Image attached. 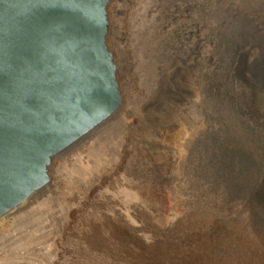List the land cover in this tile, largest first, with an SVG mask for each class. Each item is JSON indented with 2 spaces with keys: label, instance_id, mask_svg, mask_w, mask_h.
Here are the masks:
<instances>
[{
  "label": "rangeland",
  "instance_id": "rangeland-1",
  "mask_svg": "<svg viewBox=\"0 0 264 264\" xmlns=\"http://www.w3.org/2000/svg\"><path fill=\"white\" fill-rule=\"evenodd\" d=\"M116 7L107 44L125 111L55 157L50 188L0 225V264H264V55L227 11L264 26V0ZM187 235L201 260L133 257L186 250Z\"/></svg>",
  "mask_w": 264,
  "mask_h": 264
},
{
  "label": "water",
  "instance_id": "water-1",
  "mask_svg": "<svg viewBox=\"0 0 264 264\" xmlns=\"http://www.w3.org/2000/svg\"><path fill=\"white\" fill-rule=\"evenodd\" d=\"M110 0H0V217L122 103Z\"/></svg>",
  "mask_w": 264,
  "mask_h": 264
},
{
  "label": "bare ground",
  "instance_id": "bare-ground-1",
  "mask_svg": "<svg viewBox=\"0 0 264 264\" xmlns=\"http://www.w3.org/2000/svg\"><path fill=\"white\" fill-rule=\"evenodd\" d=\"M116 3H117V0H110L109 4H108V19H109V16L113 15L116 11H117V7H116ZM227 11H229L232 15V17H236V22H237V26L239 27V31L241 33L242 36H238V41L240 42V44H243L244 46H247V45H255L257 47H260V49L262 50V53L264 55V26L262 23L258 22L254 17L253 15H251L250 13H244V12H241V11H238V10H235V9H231L230 8H227ZM236 12V13H234ZM238 32V31H237ZM113 34V27L112 29L110 28V22H109V30H108V34H107V40H108V36H112ZM110 40V39H109ZM235 41V40H234ZM237 41V42H238ZM238 42V44H239ZM235 43V42H234ZM241 45H236L235 47H233L231 49L230 52V55H241ZM234 53V54H233ZM211 74V73H210ZM213 74V73H212ZM204 81V80H203ZM123 82V81H122ZM207 83V82H206ZM212 83V82H211ZM214 84H218V85H221V90H222V95L223 97H225L226 99H229V97L231 95H233V90H232V85L228 79V77L223 73V72H219L217 74H215L214 76ZM200 86V85H199ZM206 86V85H205ZM212 87V86H211ZM122 95V94H121ZM123 97V96H122ZM122 101H123V98H122ZM123 103H121V105L118 107V109L112 114L110 115L106 120H104L100 125H98L96 128H94L93 130H91L89 133H87L86 135H84L81 139H79L78 141H76L75 143H73L72 145H70L69 147H67L66 149H64L62 152L58 153L57 155H60L61 153H63L64 151H66L67 149L71 148L73 145L75 144H78L79 142L83 141V140H86L87 137L91 134V132H93L95 129L99 128L100 126H103L107 123H109L110 121H112L115 116L117 114H119L120 112L122 111H125V107L123 108ZM243 106V104L241 105ZM232 116V113L231 112H226L225 113V117L230 120ZM56 155V156H57ZM53 157L52 159V162L49 166V175H50V168L53 164V161L55 159V157ZM53 183V179L52 177L50 176V181L44 185L42 188H40L39 190H37L35 193L37 192H43L45 190H47L48 188H50V186L52 185ZM159 185V184H158ZM158 190V189H157ZM163 191V189H162ZM159 192V191H158ZM34 193V194H35ZM33 194V195H34ZM32 195V196H33ZM162 195V194H161ZM28 198L27 200L23 201L21 204H19L18 206H16L15 208L9 210L7 213H5L3 216L0 217V225H2V222L4 220H10V219H14L17 217V215L19 213L22 212V210L24 208H26L30 203H31V198ZM158 198V197H157ZM157 204V203H156ZM159 206V205H158ZM21 211V212H20ZM2 218V219H1ZM198 220V219H197ZM188 221V220H187ZM4 223V222H3ZM181 223V222H180ZM176 226V225H175ZM184 227V226H183ZM193 227V226H192ZM154 229V228H153ZM160 230V228H158ZM182 229V228H181ZM187 229V228H186ZM189 229V228H188ZM170 230V229H169ZM173 230V229H172ZM179 230V228H178ZM125 231V230H124ZM154 232V231H153ZM157 232V230H156ZM162 232V231H161ZM164 232V231H163ZM173 234V233H172ZM188 234V233H187ZM190 235V234H189ZM170 236V235H169ZM223 236V235H222ZM198 238V236L196 237H193L192 236H188L184 239H181L180 240V243L183 242L182 244L186 247V250H181V249H178L179 248V243H176V242H170V244L166 245V247L164 248L163 251H160V252H157L156 250H151L150 252L146 253L145 251L141 250V252L139 253H136V255H133V257H138V256H141V257H146L147 256H152L153 259H155L156 257L160 256H166V257H171L173 255H181L183 254L182 257L184 256H187L188 258H192L191 260H201L202 258V255L199 253V252H196L189 248V245L190 244H194L196 243V241L194 242V240H196ZM222 238V237H221ZM156 241V240H155ZM164 241V240H163ZM166 241V240H165ZM157 245V244H156ZM148 248V247H147ZM146 249V248H144ZM160 250V249H159ZM146 255H145V254ZM159 257V258H160ZM173 259V258H172ZM161 260V259H160ZM243 261V260H242ZM165 262V261H164ZM173 262V261H172ZM175 262V261H174ZM156 263V262H155ZM197 263V262H196ZM249 264V263H247ZM251 264V263H250ZM260 264V263H259Z\"/></svg>",
  "mask_w": 264,
  "mask_h": 264
}]
</instances>
